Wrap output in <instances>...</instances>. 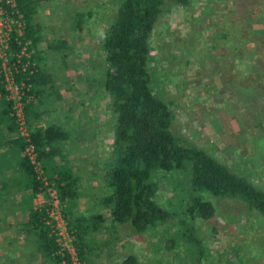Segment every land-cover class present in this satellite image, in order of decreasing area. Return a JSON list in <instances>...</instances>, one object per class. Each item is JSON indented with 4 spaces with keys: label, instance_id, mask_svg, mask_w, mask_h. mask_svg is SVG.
Returning <instances> with one entry per match:
<instances>
[{
    "label": "rangeland",
    "instance_id": "obj_1",
    "mask_svg": "<svg viewBox=\"0 0 264 264\" xmlns=\"http://www.w3.org/2000/svg\"><path fill=\"white\" fill-rule=\"evenodd\" d=\"M119 1L42 0L33 14L39 37L36 46L31 47L35 67L39 62L42 69L66 73V84L72 81L74 87L64 92L63 106L69 105L67 130L74 129L81 139L79 147V143L71 144L73 152L78 147L72 158L75 163L70 166L78 176V194L60 202L61 210L72 228L76 220L92 221L91 216L97 214L103 217L98 228L86 234L83 264H118L130 252L138 255L141 264H193L194 252L200 248L185 236L186 223H180L186 218L181 212L188 198V170L156 174V201L180 214L171 223L136 232L130 222L113 221L104 200L110 190L107 172L114 158L115 115L103 85L107 63L101 41ZM230 7L228 0H191L188 6L167 0L149 36L148 68L152 87L173 112V132L189 138L264 188V123L244 139L234 137L225 126L223 113L213 107L220 93L211 89L210 79L217 83V89L221 86L208 68V57L212 56L210 37L219 16L230 12ZM31 94L28 103L35 99ZM49 106L54 107L51 103ZM31 128H35L33 124ZM251 143L256 145L254 149ZM69 160L67 157L66 165ZM48 162V170L57 167L53 157ZM247 213L239 203L220 202L215 219L218 229L213 231L210 223H200L196 240L200 239L199 246L207 250L205 264H234L235 247L240 244L244 258L252 257L251 264H264V219H252ZM249 239L257 241L250 253L248 247L253 243ZM192 247L196 248L194 252Z\"/></svg>",
    "mask_w": 264,
    "mask_h": 264
},
{
    "label": "trees",
    "instance_id": "obj_2",
    "mask_svg": "<svg viewBox=\"0 0 264 264\" xmlns=\"http://www.w3.org/2000/svg\"><path fill=\"white\" fill-rule=\"evenodd\" d=\"M41 1L16 0L17 13L21 14L25 23L21 36L30 40V48L36 46L39 40L38 27L32 18ZM166 1L120 0L116 14L102 36L101 48L107 63L103 85L111 97L115 115L114 158L107 172L110 190L104 200L110 208L113 221L130 222L133 229L141 233L157 228L171 223L175 216L180 215L156 201L157 172L188 170V198L182 205L181 212L187 219L182 218L180 223H186L185 236L200 248L197 251L192 247L193 252L196 250L193 264H205L207 250L199 246L200 239L196 240L202 227L200 223H210L213 231L218 229L215 219L220 202L239 203L248 212V217L264 219V188L253 183L246 175L237 173L189 138L173 132V112L169 103L152 87L148 68L149 36ZM172 1L183 6L191 3V0ZM228 1L231 4L230 12L219 16L215 33L210 37L212 56L208 57L211 61L210 70L216 75L221 87L217 89V83L211 82L212 78L210 87L220 93L217 101L214 100V110L223 113L225 126L233 131L234 137L243 138L264 123V0ZM13 33L9 42L10 49L19 53L22 41L18 43L14 38L17 33ZM15 59L11 54L10 60ZM32 59L34 58L31 57V61ZM22 60L24 61V57ZM37 63L38 68L35 67L33 72L20 68L15 73L18 80L23 79L29 85V92L33 94L34 83L47 82L49 78L44 76L42 66ZM18 65L20 67V63ZM6 96L7 90L0 71V102L4 104L0 114L3 118L9 117L7 124L15 131L18 150L22 152L25 141L18 133L17 124L11 115V102ZM30 107L32 102H27V124L50 185L56 189L60 202L74 198L78 194L77 179L70 167L63 165L58 171L48 170L52 150L46 148V144L51 131L48 128H31L33 116L30 114ZM235 115L241 118L240 124L239 117ZM230 122L233 124L229 126ZM251 147L254 149L256 145L251 143ZM20 162L21 179L26 183V189H29L27 195L34 196L43 187L42 180L37 177L35 168L27 157L23 155ZM91 217L92 221L75 219L77 222L74 223V228L69 226L81 260H84L88 230H96L103 218L100 214ZM46 218V204H30L25 225L35 229L39 249L61 261L64 256L57 253L58 244ZM251 223L253 224V220ZM249 241L250 244L253 243L248 247L250 253V248L255 249L257 241ZM240 249L241 244L235 247L234 264L237 261L239 264H251L252 257L244 258ZM65 257L68 259V256ZM118 264H141V261L137 254L130 252Z\"/></svg>",
    "mask_w": 264,
    "mask_h": 264
},
{
    "label": "crops",
    "instance_id": "obj_3",
    "mask_svg": "<svg viewBox=\"0 0 264 264\" xmlns=\"http://www.w3.org/2000/svg\"><path fill=\"white\" fill-rule=\"evenodd\" d=\"M42 72L49 78L47 82L34 83L35 99L31 101L30 114L33 116L34 129L48 128L51 131L46 148H51L50 156L57 166L53 171H58L59 167L66 165L67 157L71 159L67 166H73L75 162L72 158L77 155L81 144V139L75 134L77 131L67 130V124L70 123L69 105L63 106V100L66 99L64 92L73 91L74 87L72 81L69 85L66 84L69 78L66 73V76L63 75L62 71L45 68ZM50 103L54 107H50ZM3 106L4 104L0 102V112ZM0 117L2 118L0 119V264H63L56 257L39 249L35 229L25 225L28 207L34 204L33 195L28 197L29 189H26L24 185L26 183L21 179L20 158L23 154L18 150L15 131L7 124L8 116L3 118L0 114ZM73 143L76 145L79 143L74 152L71 145ZM73 174L77 179V185L78 176Z\"/></svg>",
    "mask_w": 264,
    "mask_h": 264
},
{
    "label": "built area",
    "instance_id": "obj_4",
    "mask_svg": "<svg viewBox=\"0 0 264 264\" xmlns=\"http://www.w3.org/2000/svg\"><path fill=\"white\" fill-rule=\"evenodd\" d=\"M24 27L25 23L21 14L16 10V0H0V71L3 74L4 87L7 90L6 97L11 102V115L17 124L18 133L25 141L23 155L33 164L36 175L43 184V187L35 194L34 204L38 206L46 204V223L49 224L51 232L55 235L58 244L57 253L64 256L61 261L69 264H83L77 254L72 231L61 210L59 196L56 189L51 187L38 159V153L32 141L31 129L27 124L25 104L32 99V94L29 92V85L23 79L18 80L15 73H18L20 68L22 70L29 69V72H33L36 68L35 62L31 61L32 49L29 47L31 42L21 36ZM13 32L17 33L14 38L18 40V43L22 41L19 53H14L10 49L9 42ZM11 54L16 57L15 60H10ZM22 57H24V61ZM18 63H20V67ZM65 256H68L69 260Z\"/></svg>",
    "mask_w": 264,
    "mask_h": 264
}]
</instances>
